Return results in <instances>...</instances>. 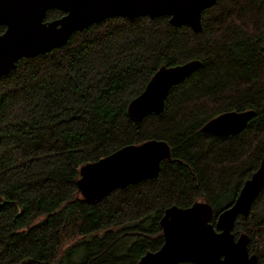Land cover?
Instances as JSON below:
<instances>
[{
  "label": "trees",
  "instance_id": "16d2710c",
  "mask_svg": "<svg viewBox=\"0 0 264 264\" xmlns=\"http://www.w3.org/2000/svg\"><path fill=\"white\" fill-rule=\"evenodd\" d=\"M60 16L52 8L44 20ZM200 17L193 31L166 15H115L0 76V264H137L162 245L163 211L195 201L212 206L215 226L264 154V0H217ZM193 59L202 65L171 87L162 112L133 123L127 105L156 69ZM250 109L235 135L201 131ZM148 139L170 148L156 177L95 202L78 193L81 165ZM241 233L264 264V186L236 217Z\"/></svg>",
  "mask_w": 264,
  "mask_h": 264
},
{
  "label": "water",
  "instance_id": "95a60500",
  "mask_svg": "<svg viewBox=\"0 0 264 264\" xmlns=\"http://www.w3.org/2000/svg\"><path fill=\"white\" fill-rule=\"evenodd\" d=\"M217 0H0V76L15 67L18 59L32 57L63 46L70 34L92 23L115 15L126 18L166 15L172 25L201 29V13ZM62 16L44 20L49 9ZM202 65L198 59L173 66L162 65L145 83L144 89L130 100L127 114L137 126L145 116L161 113L171 87ZM255 111H227L209 118L201 131L215 136H230L241 131ZM170 159L166 141L148 139L115 149L79 168L78 193L86 201L107 196L114 188H123L160 171L162 160ZM230 205L217 214L215 226L212 206L195 201L191 206H170L163 211L159 226L162 245L146 251L137 264H258L250 254L245 233L233 236L238 215H247L252 201L264 186V154L257 169L246 179ZM1 204V203H0Z\"/></svg>",
  "mask_w": 264,
  "mask_h": 264
},
{
  "label": "rangeland",
  "instance_id": "374dc122",
  "mask_svg": "<svg viewBox=\"0 0 264 264\" xmlns=\"http://www.w3.org/2000/svg\"><path fill=\"white\" fill-rule=\"evenodd\" d=\"M77 258H78V255H75V256H74V259H77Z\"/></svg>",
  "mask_w": 264,
  "mask_h": 264
},
{
  "label": "flooded vegetation",
  "instance_id": "af4514ba",
  "mask_svg": "<svg viewBox=\"0 0 264 264\" xmlns=\"http://www.w3.org/2000/svg\"><path fill=\"white\" fill-rule=\"evenodd\" d=\"M61 12V11H60ZM58 18V17H57Z\"/></svg>",
  "mask_w": 264,
  "mask_h": 264
}]
</instances>
